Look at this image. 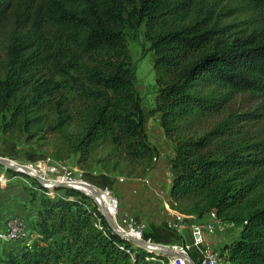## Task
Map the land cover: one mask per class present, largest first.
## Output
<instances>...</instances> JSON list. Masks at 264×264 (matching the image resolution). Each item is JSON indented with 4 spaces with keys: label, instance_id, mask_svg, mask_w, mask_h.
Instances as JSON below:
<instances>
[{
    "label": "trees",
    "instance_id": "16d2710c",
    "mask_svg": "<svg viewBox=\"0 0 264 264\" xmlns=\"http://www.w3.org/2000/svg\"><path fill=\"white\" fill-rule=\"evenodd\" d=\"M241 6L254 13L244 26L215 0H0L2 133L28 134L50 111L62 129L60 158L146 176L158 156L146 131L156 115L172 145L169 206L193 222L214 211L241 225L225 248L229 264H264V134L250 137L229 110L238 94L264 93V0ZM142 25L158 86L149 114L126 46V31ZM56 190L66 197H39L31 248L0 247V264H156L97 230L87 196Z\"/></svg>",
    "mask_w": 264,
    "mask_h": 264
},
{
    "label": "rangeland",
    "instance_id": "374dc122",
    "mask_svg": "<svg viewBox=\"0 0 264 264\" xmlns=\"http://www.w3.org/2000/svg\"><path fill=\"white\" fill-rule=\"evenodd\" d=\"M209 1L213 2V0H206V2ZM215 1L222 3L226 9H232L233 12L228 19L232 23L244 26L254 18V13L241 6L246 3V0ZM126 46L135 77V87L140 98V106L145 114H149L154 108L158 86L153 68L155 54L150 49V42L145 38L143 25L135 32L126 31ZM1 57L2 51H0V59H2ZM65 98H71L68 91L65 93ZM229 104L231 105L229 107L231 112L240 114L245 119L250 137L264 134V121H262L264 117V93L238 94ZM8 119V113H0V158L21 166L40 162L42 167L46 166L51 169L55 167L59 170V172H45L44 177L49 181L57 180L62 184L76 181L79 185L82 184L80 182H83L87 187L93 189L98 196L103 191H108L107 199L113 202L121 215L127 214L145 225L144 237L146 239H150L155 244L181 245L191 260L196 262L199 254L192 245L190 235L194 218H188L189 222H184L179 231L168 227V223L172 219V212L176 211L169 206L168 197L171 176L167 158L172 145L169 141L170 144L165 142L156 115L148 117L146 131L148 141L156 148L158 156L154 162V167L146 176H137L136 174L140 173L136 169L124 168L123 164H121L122 170L113 172L105 171L90 161L82 166L77 163V156L75 155L60 158V156L64 157L65 155L60 151L63 140L62 129L56 126L53 113L50 111L46 114V120H42V125L45 122L44 125L33 128L28 134H24L22 129H18L16 126L12 128V132L3 134L1 126L3 121H8ZM199 134L201 133L199 132ZM0 172L11 177L6 186L0 189V227L9 217L16 216L24 219L34 229L35 223L39 220L38 200L41 197L32 181L34 177L18 175L16 171L1 164ZM36 172L42 174L37 168ZM45 189L48 192L52 191L50 198L66 197L63 190H56L57 188L52 190L50 187ZM86 204L89 207L94 206L90 199L86 200ZM207 215L195 220V222H207ZM240 230L241 225L239 224L219 220L215 226L214 234L207 237V242L222 254V257L226 258L225 248L238 237ZM33 235L36 239L35 232ZM0 247L2 253L14 249L17 252L21 245L15 242H7L4 245L0 244Z\"/></svg>",
    "mask_w": 264,
    "mask_h": 264
},
{
    "label": "built area",
    "instance_id": "2783aa9c",
    "mask_svg": "<svg viewBox=\"0 0 264 264\" xmlns=\"http://www.w3.org/2000/svg\"><path fill=\"white\" fill-rule=\"evenodd\" d=\"M32 176L39 178L45 181V184L41 185L42 188L37 187L40 195H46L52 197V191H46V187H50L53 190L52 181H49L44 177L45 172H59L58 169H51L50 167H42L41 163L32 164L29 166H24ZM36 168L42 172V174H37ZM46 170V171H45ZM21 173V172H17ZM23 174V173H22ZM25 175V174H24ZM34 179V178H33ZM11 180V177L5 175V173L0 172V189ZM50 182V184L48 183ZM54 182L60 183L57 180ZM80 182V181H79ZM78 182H68L66 184L77 187ZM83 184V182H80ZM62 184V183H61ZM87 187L85 184H83ZM80 189L79 187H77ZM35 190V187L33 188ZM82 190V189H80ZM89 198V196L94 197L98 200V203H94L90 199L94 206L89 207L92 218L94 220V227L101 231L105 236L107 231L115 234H124L128 237H131L137 241L144 242L146 245H152L153 249L161 253H151L149 250L138 247L132 243L131 247L127 248L124 245H118V249L124 251L131 258L134 256L136 249H140L150 254L145 257L146 261L155 262L156 264H187L186 260H189L192 264H229V261L226 258L222 257L214 247L210 246L207 242V237L212 236L215 232V226L218 223L219 219L217 218L214 211L208 213V220L205 223H196L193 222L190 228V235L192 238V245L197 249L199 256L196 259V262L191 260V257L184 251L183 246H169L165 244H155L144 237L145 225L134 220L133 217H130L127 214L121 215L119 211L114 206L113 202L107 199L108 191H103L101 195L98 194L91 188L87 187L81 192ZM51 194V195H50ZM103 212L107 214L108 218L111 221L113 230L109 228L107 223L104 220ZM192 216H185L177 211L172 212L171 222L168 223V227L172 228L175 231H179L180 226L186 221V219ZM105 222L106 226L104 225ZM35 240V235L29 230L28 223L21 217L12 216L9 217L6 221L3 222V226L0 227V242H15L21 245L22 250L30 249ZM186 247V246H185ZM167 250L173 251L174 253L180 255L173 256L168 255ZM227 256V251H226Z\"/></svg>",
    "mask_w": 264,
    "mask_h": 264
},
{
    "label": "water",
    "instance_id": "95a60500",
    "mask_svg": "<svg viewBox=\"0 0 264 264\" xmlns=\"http://www.w3.org/2000/svg\"><path fill=\"white\" fill-rule=\"evenodd\" d=\"M0 164H1V165H4V166H7V167L11 168L12 170H14V171H16V172H21V173H23V174H25V175H27V176H32V175L30 174V172H29L24 166H21V165H18V164H14V163H11V162L7 161L6 159L0 158ZM32 177H34V176H32ZM34 179H35L38 183H40V184H42V185L45 184V181H44V180H41V179L36 178V177H34ZM52 186H53L54 188H58V189H72V190H76V191H78V192H80V193L82 192V190L78 189L77 187H73L72 185H69V184H61V183L53 182V183H52ZM89 198L92 199V201H93L94 203H96V204L98 203V200L95 199L94 197L89 196ZM103 217H104L105 222H106L107 225L109 226V228H110L111 230H113V227H112L111 221H110V219L108 218L107 214L104 213V212H103ZM116 235H117L120 239H122V240H124V241H129L130 243H132V244H134V245H136V246H138V247H141V248H144V249H146V250H149L151 253H156V254L161 253V252H159V251L154 250L153 247H152V245H146L144 242L137 241V240H135V239H133V238H131V237H128V236H126V235H124V234H118V233H116ZM166 253H167L168 255H173V256H178V257L180 256V255H178V254H176V253H174L173 251H170V250H167ZM186 262H187V264H192L189 260H186Z\"/></svg>",
    "mask_w": 264,
    "mask_h": 264
},
{
    "label": "bare ground",
    "instance_id": "6f19581e",
    "mask_svg": "<svg viewBox=\"0 0 264 264\" xmlns=\"http://www.w3.org/2000/svg\"><path fill=\"white\" fill-rule=\"evenodd\" d=\"M52 182H54V181H52ZM49 184H50V182H48ZM50 186H52V185H50ZM77 187H79L80 189H82V190H84L86 187L85 186H83L82 184H80L79 185V183H77Z\"/></svg>",
    "mask_w": 264,
    "mask_h": 264
},
{
    "label": "crops",
    "instance_id": "0c3cea01",
    "mask_svg": "<svg viewBox=\"0 0 264 264\" xmlns=\"http://www.w3.org/2000/svg\"><path fill=\"white\" fill-rule=\"evenodd\" d=\"M166 140V139H165ZM165 142H168L167 140ZM169 143V142H168ZM170 144V143H169Z\"/></svg>",
    "mask_w": 264,
    "mask_h": 264
}]
</instances>
